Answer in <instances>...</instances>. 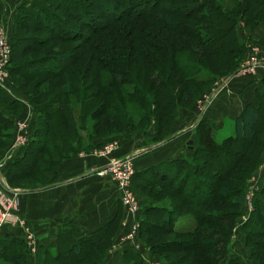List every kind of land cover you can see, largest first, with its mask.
Instances as JSON below:
<instances>
[{"label": "rangeland", "instance_id": "1", "mask_svg": "<svg viewBox=\"0 0 264 264\" xmlns=\"http://www.w3.org/2000/svg\"><path fill=\"white\" fill-rule=\"evenodd\" d=\"M19 1L20 0H0V5L3 4L2 7L8 8L12 7L14 3L17 4ZM134 1L136 4L142 3L140 2L141 0ZM239 1L242 0H220L223 5L222 7H226V10H236ZM58 2V4H60L61 6L65 1L61 0ZM170 2L171 0H161V4L163 5V7L176 8L177 6H179V11H181V13L185 12L186 9L189 10V7L194 5H198L203 12L207 11L212 6L209 0H206L205 2L202 0L194 2H192L191 0H180V3L173 4ZM255 2L259 4L261 2L262 5L258 7L256 5L257 3ZM255 2L253 1L252 4L249 3V7L251 4L254 8H256V10H258L255 18L251 21V25L254 27L246 31L247 35L246 32L239 31V36H241L245 41L246 48L243 55L240 56L239 61L236 64L238 68L241 67L243 63L248 59L256 58L260 60L261 56H264V47L261 42L262 38L259 39L254 34L255 30H257L258 28H264V0H260V2L259 0H255ZM148 3L150 4L151 0H149ZM112 6L114 10H120V7L117 6L114 2L112 3ZM92 9L94 10V12H96L95 6H93ZM105 10H107V8H105ZM58 11H55L57 13L56 17H54L53 20H57V16H61L62 20L65 19L67 15L65 13V15L62 14L63 12L61 10ZM71 11L77 14V11ZM258 14L259 16L257 20H255ZM161 16L166 19H169L170 17H168V15L166 14H161ZM67 17L69 19L68 24L70 26H75L74 30L77 31V33L85 32L83 31L85 30L83 24H81L80 22L78 23L76 19L73 20L71 19V17ZM171 18L182 23H189V21L196 23L207 22L199 18H194L192 20H186L181 17ZM56 22H61L60 18ZM137 22L141 24L147 22V24H149L147 27L152 31L154 30L153 23H150L147 19H140ZM131 25H133V19L123 17L122 19L114 22V24L110 27V30L107 29L99 32L96 31L95 33L90 35L89 41L91 44H97L98 48L100 46V49L102 48V50L100 51H93V54L96 56H103V50H111L113 52V55L120 57L123 56V59L125 61H132V63L127 67L132 74L133 72L137 73L138 71L133 62V54L140 55V53L143 52H135L136 50L132 49L131 41L134 34L131 35V33H129V35H127L126 33L128 30L130 31ZM0 28L4 32L6 31L10 40V34H12V31L9 32L10 29L7 27L5 20L0 23ZM156 31L161 32L159 28ZM21 32L22 34L20 35V37L22 39L21 41L23 42L21 46H23L24 50L22 54L20 53L19 56H13L14 47L12 48L11 53L14 59L12 57L11 63L9 62V67L11 65L14 66L16 63H20L22 61L31 62L35 59H38L39 61L45 57L43 55L54 53L72 54L73 56H79L80 54L83 56V58H81L82 56L80 57V60L78 63H76V66L74 65L67 70L59 69V71L57 72L59 74H55L48 78L39 76L33 78H19L12 70H10V68H8L4 79L6 85L10 87V89L14 93L22 97L28 104V106L32 104L33 106H35L36 110L40 111L41 113H43L41 106L46 103V101L44 100L47 99L49 102L48 106H50L51 109L62 110L63 113L66 111V106L70 105L72 114L75 116L74 119L77 120V126H80V123H83L85 124V127L84 130H80V127H77L76 129V126L74 125L75 120L70 118L68 115L64 116V114L59 115L57 113L51 119L47 117L46 120L44 118V115L38 118L36 116V111H34L31 106L28 109L29 113H25L23 117L17 118L13 126L12 134L9 135L8 138L0 135V149L2 148V150L4 151L6 148H13L15 143L14 132L17 130V127L18 129L25 130L28 135H32L34 130H37L38 133L41 132V134L38 136L41 138H46L44 144L47 145V151L45 153L41 154L40 157H34L33 161L37 163V167L32 172H30V177L28 176L29 179L19 178L12 182L14 188L17 189L16 191L20 192H22L21 190L23 189L49 184L50 181L58 173V170L65 160L70 159L71 157H76L77 155L81 156L82 153L93 151L95 148L99 150L102 149L103 143L100 142L97 144L95 142L98 139H104L106 140L105 142H116L115 148L110 154L111 156H116V152L120 150L121 147L120 141L125 135H128L129 138H132V140L137 141L138 144L140 143L142 145L149 143H158V141H162L167 135H169L170 132L174 131L177 126L175 125V123L178 119V116H176L174 120L170 119L165 125L163 121V123H161V120L158 117L159 115L161 116V112L164 111L162 107H166L165 101L167 95H169V97L172 96L175 100L177 99V102L181 106L187 105V107H192L194 104H200L204 100L206 94L210 90H212L216 82L228 75L225 70L216 65V52L207 53V56L201 57L196 56L198 54L193 55L187 50H181L173 58V61L176 65L179 61L185 60L189 65L193 66L196 69L207 70L208 74H211V76L215 77V79H210L207 81L201 80L199 82L186 79L181 83V85H178L177 89L174 88V86L172 88V86H167V84L164 83L161 92L160 90H157L152 94V98L154 97L156 99V103L153 102L154 104H149L147 102V99L151 98L148 95L144 98L143 101L138 99V95L140 96V94H138L137 98H135L134 101L129 105H127V103H125L123 99L121 100V97H108L106 103L104 104L101 102L105 97H100L99 99L94 100V102L88 100L84 102V107L86 106L88 109V116H90L91 114V111L89 110L104 106L105 104L107 107H109L110 110H116L114 108L115 102L121 101L125 106L127 105L131 107V128H126L123 131L106 133L105 135L96 136L94 135L93 127L96 121L91 117L92 119L88 118L84 122L80 117L81 106H83L81 105V100L83 97V85L87 84L92 76L98 74H100L98 78L100 80H102L103 78L108 80V78L107 74L102 75V73H100L102 72V69L100 67L96 66L95 69L92 70V62L88 64L90 65L89 68L84 66V64L87 62V57L91 56V50L87 48L88 44L82 43L78 39L70 42H62L54 37L52 39H43V36H47L48 33L46 31L40 29L37 30L35 28L21 29ZM121 32H125L126 36L120 35ZM33 36H41L42 38L39 42L38 39L34 38ZM172 37L173 39L182 40L183 42L186 41L187 43L195 45L193 41L184 39L183 37H179L174 34L172 35ZM11 42L10 47L12 46ZM224 42L225 43L223 44L230 47V40H225ZM84 48H86V51ZM138 51L141 50L138 49ZM170 53L171 50H169V54ZM38 61L32 63H37ZM259 64L260 63L258 62V64H256V66H254L252 69L248 68L238 71L235 75H245L254 71L256 72V68ZM78 65H82V69H85L84 71L87 73L86 78L81 77L82 69H80L78 72L75 71ZM90 69L92 71H90ZM250 70L252 71L250 72ZM140 74L142 75L141 72ZM152 75L153 73H150V77ZM129 80L130 75L127 76V81ZM140 80H142L141 77ZM149 82V80L144 81L145 84H149ZM130 83L133 82L130 81ZM127 87L128 90H130V95H132L133 84ZM178 95L184 96L182 97L181 101L179 99L180 97H177ZM180 109L181 108H178V111ZM140 110L141 112H147V116L145 118H140V113H138L140 112ZM45 122L47 124V131L44 134L43 131ZM258 124V132L254 141L246 142L243 140H233L230 141L227 145V148L230 152V156L226 160V163H228V161L230 162L227 171H224L225 164L222 161H220L215 170L212 169L213 173L225 174V179L216 180V177H214V175L210 177L206 173L200 174L201 177H199V174H196L198 182L200 180H203V182L214 191V200L212 198L211 203L205 208L206 211H210L209 213H206L207 215L205 220H200L198 221V223L196 222V219L199 218V216L192 209H190L187 201L183 198V195L179 193V190L173 184H170L168 179L153 181L154 183L152 184L144 183L143 181L135 178L131 180V188L135 194V199L138 207L143 208L146 204L153 205L152 208H149L148 211H146L143 220L141 219V216L140 218L138 217L139 227L136 232L135 239L137 240V242H139V246L141 248L140 250H142V253L149 254L154 264H162L164 260L177 258L179 256H182V259L187 260L186 262H184L185 264L190 260L193 264H254L253 260H256V264H264V218L259 213V211H257V206L262 207L264 201L259 200L258 203H255L254 198L257 194L256 193L252 198L251 205L249 206L250 210H248L245 205V195L249 191L252 179L258 178V191L264 184V108L261 112ZM60 126L64 127L63 132ZM85 129H88V131L86 132ZM231 133L232 127L227 125L222 131L217 132L216 139L217 141H220ZM41 142L43 143V140ZM95 144L97 145L95 146ZM188 144L191 146V143ZM69 145L72 146L71 151H69ZM203 146H205V144H203L202 147ZM240 152L243 154L242 159H240L237 163L234 159L232 161L231 153L238 154ZM91 156L100 158L93 154H91ZM32 157L33 156L30 155L29 158ZM220 157L221 160H223V156ZM130 158L133 162L132 157ZM217 161L218 160L216 158L215 162ZM28 167L25 168V171L29 170ZM208 169L210 171L211 168ZM32 174H34L33 177H31ZM106 176H108L116 185L115 181L111 178L110 175ZM203 176L205 179L202 178ZM193 178L194 177H190L189 181L185 184H179V187L184 189V191L190 190ZM0 189L8 195H14L15 192L5 189L4 186H2ZM240 191L244 192V200L243 203L237 204L234 200V197L239 196ZM262 192L263 193L262 195H260V199L264 200V188ZM15 193L16 198L14 199L16 200V205L13 207V213L17 217L21 218L25 222L26 226H28V228L32 230V228L29 226L28 220L22 215L20 200L21 193ZM197 202L199 205H203V197H197ZM164 205L172 207L178 213L185 215L178 219L176 223L177 226L187 227L184 230L186 232L198 230L199 232L197 233V235L195 236L191 234H177L169 230V223L164 219ZM155 206L162 208H155ZM114 218L116 219L112 220L111 223L108 226L104 227L102 231V234H105L108 237L110 235V243L108 244L109 247L107 248L108 251L113 244L114 239H118V236L125 230H127L128 224L130 222L129 220L132 217L128 216L123 206L120 204ZM103 237L104 235L101 238H97L95 236L94 240H96L97 242L102 241L104 240ZM183 244H198L204 247L199 248L196 245L194 246V249L190 248L184 252L179 251ZM68 245V242L63 245V255L61 258H59L58 261L51 260L53 261V264H70L73 261L81 263L84 262L87 258L91 259V257L94 258L96 256L97 251L95 250L91 251L90 249V251L86 252L87 248L90 245L89 243H86L85 245H81V255H84V259H75L73 258L75 256L71 254L69 250L67 252L66 249ZM123 248L124 247L121 246L120 248L115 250V253H118V251H122ZM104 257L106 258L107 256L105 255ZM114 258L115 257L113 256H109V259L105 262V264H114L115 261L112 263L110 262L114 260ZM120 258L117 264L121 262ZM228 259L229 263H227ZM230 260H233V263L230 262ZM0 262H3L0 264H7V261L1 259Z\"/></svg>", "mask_w": 264, "mask_h": 264}, {"label": "trees", "instance_id": "2", "mask_svg": "<svg viewBox=\"0 0 264 264\" xmlns=\"http://www.w3.org/2000/svg\"><path fill=\"white\" fill-rule=\"evenodd\" d=\"M58 1L61 0H20L18 2L15 7V14L13 19L14 26L12 34H10V42L12 41L11 50L14 47L15 53L13 51V56H19L20 53L22 54L24 48L23 46H21V44H23L20 37V35L22 34L21 29L28 28H35L37 30L40 29L46 31L48 34L47 36H43V39H52L54 37L62 42H70L78 39L80 40V42L88 44L87 48L91 50V56L87 57V62L84 64V66L89 68L90 65L88 64L92 62L93 66L91 67V69L94 70L96 66L100 67L102 69V72L100 73H102V75L107 74L108 78V80L103 78L102 81L98 79L100 75L98 74L92 76L90 81L87 84L83 85V97L81 100V105L83 106H81L80 117L84 122L91 117L96 121L93 126L94 135L96 136L105 135L106 133L123 131L126 128H131V107L127 105L131 104L134 99L137 98L138 94H140V96L138 95V99L142 101L148 95L151 98L147 99V102L149 104H154L153 102L156 103V99L154 97L152 98V94L157 90H160L161 92L164 83L167 84V86H172V88L174 86V88L177 89L178 85H181V83L186 79L196 82H199L201 80L207 81L210 79H215V77H212L211 74H208L207 70L196 69L193 66L189 65L185 60L179 61L176 65L173 61V58L181 50H187L193 55L198 54L196 56L201 57L207 56V53L216 52V65L225 70L228 75L235 73V71L238 69L236 64L239 61L240 56L243 55L246 48V43L242 39V37L239 36V31L246 32L248 29L254 27L251 25V21L258 13V10H256V8L251 5L253 1L255 2V0L239 1L236 10H226L227 8L225 7V9L224 7H222L223 5L220 0H209L212 6L205 12L201 11L198 5H194L189 7V10L186 9V11L182 13L181 11H179V6H177L176 8L163 7V5L161 4V0H151L150 4L148 3L149 0H141V4H136L134 0H64L65 2L61 6L60 4H58ZM179 1L180 0H171L170 3H180ZM191 1L194 2L199 0ZM202 1L205 2L206 0ZM113 2L120 7L119 11H116L112 8ZM249 3H251L250 7ZM256 5L260 7L262 4L260 2V4L257 3ZM93 6L96 7V12H94V10L92 9ZM105 8H107V10H105ZM58 10H61L63 12L62 14L65 13L67 16L71 17V19H76L78 23L80 22L81 24H83V27L85 28V30L83 31L85 32L77 33V31L74 30L75 26H70L68 24L69 19L67 16L63 20L61 19V16H57V20H53V18L56 17L57 13L55 11ZM71 10L77 11V14H75ZM161 14H166L168 15V17H170L169 19H166L163 18ZM258 16L259 14L257 15L255 20H257ZM123 17L133 19V25H131L132 30L130 29V31L128 30L126 32L127 35H129V33H131V35L134 34L131 41L132 49H135V52H143L140 53V55L133 54V62L138 70L137 73L133 72L131 74V71H129V69L127 68L132 63V61H125L123 59V56L120 57L113 55V52L111 50H103V56L94 55V50L100 51L102 50V48L100 49L101 46L98 48L97 44H91L89 41L90 35H92L96 31L99 32L107 29L110 30V27L114 24V22L122 19ZM171 17H181L186 20L199 18L207 22L196 23L189 21V23H182L178 20H174ZM59 18L61 22H56ZM140 19H147L150 23L152 22L154 30L152 31L147 27L149 25L147 24V22L142 24L138 23L137 21ZM158 28L161 30V32L156 31ZM126 33L121 32L120 35L126 36ZM173 34L193 41L196 46L194 44L187 43L186 41L183 42L182 40L173 39ZM33 37L37 38L39 42L42 38L41 36ZM225 40L231 41L230 47L223 44L225 43ZM84 49L86 51V48ZM138 49H140L141 51H138ZM169 50H171L170 54ZM13 56L11 53L9 60L10 63ZM43 56L45 57L39 61L38 59H35L31 62L22 61L20 63H16L14 66L10 64L11 66L9 68L19 78H33L36 76L48 78L55 74H59L57 73L59 69L67 70L74 65L76 66V63L79 62L82 55L79 54V56H73L72 54L54 53L49 55L46 54ZM81 58H83V56ZM35 61L38 62L32 63ZM80 69H82V65H78L75 71L78 72ZM91 69L90 71H92ZM84 70L85 69L83 68L81 77L86 78L87 73ZM140 72L142 73V75L140 74ZM150 73H153L151 77ZM128 75H130L129 81H127ZM140 77L142 80H140ZM146 80L150 81L149 84L144 83V81ZM130 81L133 83H130ZM131 84H133L132 95H130V90H128L127 87ZM263 94L264 92L261 91V96ZM100 97H105L101 102L103 104L106 103L108 97H121V100L123 99V101L127 103V105L125 106L122 101L115 102L114 108L116 110H110L109 107H107L105 104L104 106L89 110L91 111V114L90 116H88V109L86 106L84 107V102L88 100L94 102V100H97ZM177 97H180L179 99L181 101L182 97L184 96L178 95ZM44 101H46V103L41 106L43 113L36 110L35 106L30 104L31 108L36 111V116L38 118L44 115L45 120L47 119V117L51 119L58 113L59 115H68L70 118L74 119L75 116L72 114L70 105L66 106V111L63 113L62 110L51 109V107L48 106V99ZM165 104L166 107H162L164 111L161 112V116H158L161 120V123L164 122L165 125L170 119L174 120L176 116H178V108L189 107H187V105L181 106L177 102V99L175 100L172 96L169 97V95H167L166 97ZM20 106L21 101L18 98H14L8 95L0 87V135L4 136L5 138H8L9 135L12 134L13 126L15 123L13 116H16L19 113ZM263 106L264 100L257 106L247 104L242 109V111L233 119L232 133L227 135L220 141H217L212 136V122H210L206 118H201L196 123L195 130L193 131L195 146L193 147L194 152L192 156L190 158H183L176 161L178 166L177 173L182 176L178 183H186L189 181L190 177H194L192 179V186L188 191H184V189L180 188L179 184L176 185V188L179 190V193L183 195V198L187 201L190 209H192L199 216V218L196 219L197 223L200 220H205L207 215L206 213L210 212L206 211L205 208L211 203L212 198L214 200V191L212 190V188H209L203 182V180H200L198 182L196 174H199V177H201L200 174L206 173L210 177L214 175V177H216V180L225 179V174L213 173L212 169L215 170L220 161H222L225 164L224 171L228 170V165L230 162L228 161V163H226V160L230 156V152L227 148V145L230 141L243 140L246 142H251L255 140ZM138 113H140V118H145L147 116V112H141L140 110V112ZM74 125L76 126V129L77 127H80V130H84L85 124L80 123V126H77V120L74 121ZM60 127L63 132L64 127ZM46 131L47 124L45 122L43 133L45 134ZM87 131L88 129L86 130V132ZM173 133V131L170 132L169 135H167L162 141L168 139ZM40 134L41 132L38 133L37 130H34L33 134L29 135L28 141L23 147L22 155H19L13 159L8 170L4 174V179L10 188H14L12 182L16 179H29L30 172H32L37 167V163L33 161L34 157H40L41 154L47 151V145L44 144L46 138L39 137L38 135ZM42 140L43 143L41 142ZM203 144H205V146L202 147ZM96 145L97 144H95V146ZM68 148L69 151L72 150L71 145H69ZM2 151L3 150L1 148L0 154L2 153ZM30 155H32L33 157L29 158ZM220 156H223V160H221ZM231 156L232 161L234 159L237 163L240 159H242L243 154L241 152L238 154L231 153ZM216 158L218 160L217 162H215ZM27 167L29 168V170L25 171V168ZM154 167L155 166H153L152 168ZM208 168H211L210 171ZM150 171L154 173L153 177L160 176V179L167 178L171 184L173 183L172 179L168 178V176L163 173H158L156 169H151L149 170V172ZM33 175L34 174H32L31 177H33ZM133 178L136 179L135 172L132 176V179ZM202 178L205 179L204 176ZM144 182L147 183V181ZM46 185L47 184L31 188L45 187ZM263 188L264 184L261 186L260 190L256 192L257 194L254 198L255 203H258L259 200L264 201L260 199V195H262L263 193ZM197 197H203V205L198 204ZM234 200L237 204L243 203L244 192L240 191L239 196L234 197ZM149 208L152 207H140L138 217L140 218L141 216V219L143 220L144 214L146 213V211H148ZM155 208L162 207L155 206ZM163 208L165 216L164 219L169 223V230L177 234H191L195 236L197 235V233L199 232L198 230L186 232L184 230L187 227L176 225V219L178 218V215H180V213H178L174 208L169 206H165ZM257 211H259V213L264 218V203L262 204V207L257 206ZM115 219L116 218L113 217L106 226H108L111 221ZM102 231L103 229L97 231V233H95L94 235L72 238V241H69V245L66 250L67 252L69 250L71 254L75 256L73 257L75 259H84V255H81V245H85L86 243L90 244L86 252L90 251V249L91 251H97L94 258H87L84 262L81 263L73 261L70 264H102L104 256H107V248L109 247L108 244L110 243V235L108 237L105 234H102ZM103 235L104 240L98 242L94 240L95 236L97 238H101ZM7 243H9V245ZM5 245H8L9 247ZM23 245L24 241L22 240V238L20 239L17 237L0 235V259L9 262V264H28L27 256L23 249L25 245ZM196 245L199 248L204 247L198 244H183L179 251L184 252L190 248L194 249V246ZM62 252L63 251L60 249L57 252L52 253L49 249L44 248L41 264H53V261H58L59 258L62 257ZM120 259L121 262H119V264L154 263L151 260L149 254H143L141 251L132 248L123 249ZM186 261V259H182V256H179L177 258L164 260L162 264H185L184 262ZM253 261L254 264H256V260ZM230 262L233 263V260H230ZM227 263H229V259ZM186 264L193 263L190 260Z\"/></svg>", "mask_w": 264, "mask_h": 264}, {"label": "crops", "instance_id": "3", "mask_svg": "<svg viewBox=\"0 0 264 264\" xmlns=\"http://www.w3.org/2000/svg\"><path fill=\"white\" fill-rule=\"evenodd\" d=\"M17 4L14 3L8 8L2 7L3 4L0 5V23L5 20L9 32L13 29ZM254 34L259 39L262 38L264 47V28H258ZM259 63L256 72L227 75L216 82L200 104L181 108L175 123L177 126L168 139L142 145L125 135L121 141L119 140L121 147L116 152V156L132 157L136 179L147 181V184L164 180L160 179V176L153 177L154 173L149 172L151 169H156L158 173H163L172 179V184L176 187L182 178L177 173L176 161L192 156L195 146L193 131L201 118L213 123L212 136L216 139L217 132L222 131L227 125L232 127L233 119L247 104L257 106L264 100V94L261 96V91L264 92V56H261ZM12 97L21 101L19 113L13 116L16 120L28 113L30 106L14 92ZM190 139H192L191 146L188 144ZM105 141L98 139L95 142L98 144ZM22 153L23 148H6L1 153L0 188L4 185L9 191L21 193L22 215L33 230L36 248L35 252H30L22 239L25 245L23 249L28 264H41L44 248L55 253L62 250L63 245L69 243L72 238L94 235L106 227L119 209V191L108 176L100 175L96 171L106 163V158H95L90 155H77L65 160L58 173L45 187L16 191L17 189L7 185L4 174L13 159ZM153 166L155 167L152 168ZM145 206L153 207L151 204ZM182 216L185 215H178L176 223ZM0 235L21 239L22 230L19 227L4 226ZM8 245L5 246L9 247ZM120 252L122 253V251L111 253L107 250V257H104L102 264L108 261L109 256L115 257L110 262L115 261L114 264H117L121 257Z\"/></svg>", "mask_w": 264, "mask_h": 264}, {"label": "built area", "instance_id": "4", "mask_svg": "<svg viewBox=\"0 0 264 264\" xmlns=\"http://www.w3.org/2000/svg\"><path fill=\"white\" fill-rule=\"evenodd\" d=\"M11 54L10 40L6 31L4 32L0 28V87L10 96H13V92L4 81L7 70L9 68V60ZM259 60L256 58L246 60L241 67L236 71L245 69H252ZM252 70H250L251 72ZM19 99V98H18ZM29 113V112H28ZM15 143L13 149L23 148L27 143L29 135L23 129H18L14 132ZM116 142H104L102 149L95 148L93 151L82 153V155H96L101 158H106V163L97 169V173L100 175H110L115 181L119 191V201L124 210L132 218L129 220L128 228L122 234L118 236V239H114L113 244L109 248V252H114L121 246L123 249H136L140 250L139 242L135 239L136 232L139 227L138 215L140 208L135 199V194L131 188V180L134 174V165L129 156H111V152L115 148ZM4 186V185H3ZM6 189V188H5ZM8 189V188H7ZM258 191V178H253L250 184L249 191L245 195V205L248 210L251 205L252 198ZM16 193L14 195H8L0 189V232L4 226L19 227L22 230L21 238L27 244L30 252H35V236L32 230L26 226L25 222L17 217L13 213V207L16 205ZM122 230V228H121ZM154 264V263H152Z\"/></svg>", "mask_w": 264, "mask_h": 264}, {"label": "water", "instance_id": "5", "mask_svg": "<svg viewBox=\"0 0 264 264\" xmlns=\"http://www.w3.org/2000/svg\"><path fill=\"white\" fill-rule=\"evenodd\" d=\"M188 143H192V139H190Z\"/></svg>", "mask_w": 264, "mask_h": 264}]
</instances>
